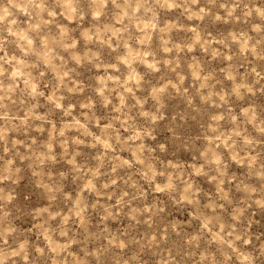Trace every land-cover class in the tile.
<instances>
[{
	"label": "clouds",
	"instance_id": "1",
	"mask_svg": "<svg viewBox=\"0 0 264 264\" xmlns=\"http://www.w3.org/2000/svg\"><path fill=\"white\" fill-rule=\"evenodd\" d=\"M0 264H264V0H0Z\"/></svg>",
	"mask_w": 264,
	"mask_h": 264
}]
</instances>
